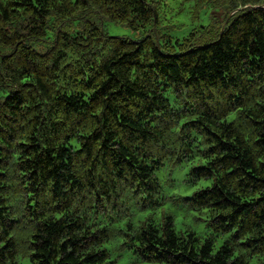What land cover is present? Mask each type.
Segmentation results:
<instances>
[{"label":"trees","instance_id":"trees-1","mask_svg":"<svg viewBox=\"0 0 264 264\" xmlns=\"http://www.w3.org/2000/svg\"><path fill=\"white\" fill-rule=\"evenodd\" d=\"M167 1L0 0V264H264V0L160 42ZM184 163L204 235L148 210Z\"/></svg>","mask_w":264,"mask_h":264},{"label":"rangeland","instance_id":"rangeland-1","mask_svg":"<svg viewBox=\"0 0 264 264\" xmlns=\"http://www.w3.org/2000/svg\"><path fill=\"white\" fill-rule=\"evenodd\" d=\"M207 10L202 11L200 19L191 21V5L189 2L184 0H168L165 6H163L164 16L161 17V22L157 27L160 34V42L163 41V35L169 36L172 41L176 39L181 40L195 31L197 33L196 36H199L208 24L207 20L209 21L210 11L207 12ZM214 12L215 17L218 19V9ZM100 25L105 34L109 36L139 40L145 34L143 29L134 31L125 25L114 24L107 20H103ZM146 31H150L149 28ZM189 167L188 163H184L172 171L164 168V170L157 173V178L162 183L161 203L156 208L148 210L156 218H160L164 213L173 215L174 228L178 232L187 228L199 235H204L207 233L206 223L203 220H195L194 217L196 215L192 212H187L184 206L180 202H177L178 198L188 197L192 192L211 183V180H194L189 174ZM138 217L139 214H137L136 218ZM106 247L111 248V245L106 244ZM111 251V258L115 261V264H148L142 262L138 258V255L131 250L112 249ZM20 263L30 264L27 259L20 260Z\"/></svg>","mask_w":264,"mask_h":264}]
</instances>
